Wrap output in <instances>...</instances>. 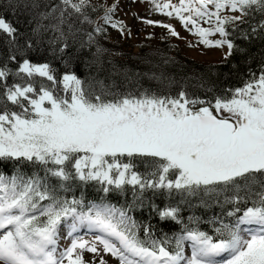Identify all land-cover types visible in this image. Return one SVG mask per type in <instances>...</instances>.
Returning a JSON list of instances; mask_svg holds the SVG:
<instances>
[{
	"label": "snow or ice",
	"instance_id": "6c2138e0",
	"mask_svg": "<svg viewBox=\"0 0 264 264\" xmlns=\"http://www.w3.org/2000/svg\"><path fill=\"white\" fill-rule=\"evenodd\" d=\"M150 2L155 10L169 17L175 15L189 31L194 29L203 44L226 45L228 55L236 46L228 39L226 25L243 22L249 11L264 14V0ZM88 3L61 0L60 5L41 15L47 19L59 11V22L52 27L63 37L61 25L66 23L67 9L82 14ZM115 8V4L106 8L102 19L123 32V22L113 21ZM170 8L173 11H168ZM224 9L241 15L222 16ZM213 19L214 28L200 26L199 21ZM84 20L94 23L87 16ZM144 23L159 25L170 35L179 36L171 24L151 19ZM39 27L43 25L37 30ZM258 27L264 29V21ZM0 31L14 38L16 29L0 18ZM105 31L102 25L95 27L96 33ZM215 33L222 39H208ZM21 73L57 83L47 63L34 64L25 59L17 75ZM9 75L6 68H0V78ZM253 76L244 87L233 90L231 98L218 97L214 104L189 99L183 91L177 98L103 90L97 95L86 92L74 74L62 77L67 96L54 95L52 88L43 85L37 90L33 82L3 84L5 92L0 99L20 110L12 111L6 103L0 109V161L37 164L44 176L0 174V264H87L83 253L98 255V244L119 264H264V70ZM205 103L209 106L196 107ZM134 156L152 158L155 171L149 176L155 179L142 177L132 170L131 162L121 160ZM170 172L175 179H168ZM50 178H57L59 184L52 185ZM74 179L107 185L105 192L110 186L121 189L124 185L140 190L175 189L189 195L231 190L233 196L228 202L237 206L228 215L242 214L234 224L221 223L215 238L201 231H186L176 239L172 252L156 239H141L136 222L125 211L105 204H92L85 210L83 200L59 195L58 189L66 191V182ZM249 202L251 206L243 210L238 206ZM160 215L175 219L177 209L167 208ZM62 224L69 229L68 236L84 227L98 234L92 241L73 238L70 246L58 253ZM185 241L191 242L190 256L185 255ZM99 264L107 262L101 258Z\"/></svg>",
	"mask_w": 264,
	"mask_h": 264
},
{
	"label": "trees",
	"instance_id": "16d2710c",
	"mask_svg": "<svg viewBox=\"0 0 264 264\" xmlns=\"http://www.w3.org/2000/svg\"><path fill=\"white\" fill-rule=\"evenodd\" d=\"M55 2L0 0V18L16 29L14 38L0 31V68H6L10 73L8 77L0 78V98L5 92L3 84L12 86L27 82H33L37 90L43 85L52 88L54 95L67 96L68 93L63 90L62 77L74 74L82 81L86 92L97 95L103 90L105 93H132L139 96L147 92L150 95L177 98L183 91L190 99L199 98L214 104L218 97L231 98L233 90L244 87L253 80V74L258 77L264 70V29L258 27L264 21V14L258 11H249L245 23L227 28L228 38L236 47L231 50L227 60L220 64L201 65L172 58L161 60L158 57L127 63L94 53L91 46L84 43V33L80 32L79 27L72 25L69 29L63 25V37L55 33L51 18L45 19L41 15L50 12L51 3ZM90 13L95 15V12ZM40 25L43 27L37 30ZM12 56L16 59L12 60ZM25 59L34 64H49L57 83L53 85L45 77L29 78L22 73L17 75ZM106 98L111 99L112 96L106 95ZM4 103L12 111L20 110L3 99H0V109ZM46 106H49L48 103ZM122 162H131L134 166L132 170L144 178H156L149 176L150 172L155 171L152 158L123 157ZM69 170L74 171L71 165ZM17 173L25 176L39 173L44 176V171L37 164L23 160L0 161V174L9 177ZM170 174L168 179H174ZM49 183L58 185L59 180L50 178ZM106 186L96 181L81 182L74 179L66 182V191L58 189V192L69 200H83L85 210L97 203L125 211L136 222L141 239H156L174 251L176 239L186 231L214 235L221 223L228 224L227 215L237 206L228 202V198L233 196L231 190L189 195L167 188L140 190L138 186L132 185H124L121 189L110 186V190L105 192L103 188ZM238 206L243 210L251 206V202ZM167 208L177 209L175 219L161 217L160 213Z\"/></svg>",
	"mask_w": 264,
	"mask_h": 264
},
{
	"label": "rangeland",
	"instance_id": "374dc122",
	"mask_svg": "<svg viewBox=\"0 0 264 264\" xmlns=\"http://www.w3.org/2000/svg\"><path fill=\"white\" fill-rule=\"evenodd\" d=\"M55 1V3H51L50 11L53 7L60 5L61 3V0ZM132 1V3H129L128 0H89V3L84 8L82 14L76 13L71 8L67 9V12L65 13L66 23L63 25L68 26L71 24L75 27H79L80 32L84 33V43L87 44V46H91L94 53L104 57L107 56L108 59L111 58L113 61L137 63L138 61L142 62L144 59L158 57L161 60L172 58L175 60L191 61L201 65H213L220 64L226 60L227 57H221L220 55L222 53L220 50L223 47L207 46L203 44L201 42V37L194 34V29L193 31H189L188 28L183 26L184 31L182 32L188 33L192 36V38L194 37L192 43L190 44L183 43L179 36L170 35L168 29L156 24L150 25L152 26V30H148L149 24L144 23V21L148 19L159 21L163 24H171L172 26L173 23L182 22L175 15L169 17L162 12L155 10L152 4H150L148 9H142V11L136 10L135 12L134 9L136 8V0ZM158 2L164 3L166 1L158 0ZM179 2L180 0H171L172 4H179ZM113 4L116 5L115 11L112 13L113 21L123 22L125 27L123 32H121L119 28H113L110 24H105L102 19L106 8L111 7ZM169 10L171 9H168V11ZM90 12H95V15H91ZM68 13H71V16H69ZM183 14L185 16L189 15L187 12H184ZM221 15L240 16L241 12H233L231 9H224L221 11ZM84 16H87L89 20L93 21L94 23L85 21ZM50 18L53 21L51 23L52 25L57 24L59 22V11L53 13ZM193 18H196L194 14ZM246 19L247 15L243 16V22L236 21L233 24L226 25V28L229 26L237 27L245 23ZM199 23L200 26L204 28L215 27L214 19L211 22H208L207 20H201ZM97 24L102 25L106 31L103 33H96L95 27ZM63 25H61V29L64 32L65 29H63ZM192 27L193 26L189 24V28ZM54 32H57V34L61 36L59 31ZM89 34L92 35L91 40H89ZM208 39L216 40L222 39V37L219 33H215L214 35H210ZM98 49H100V51H98ZM214 49L219 54L218 57L217 55H213V57L208 58L205 57V55L210 54V51ZM191 50H195L200 53V56H203L199 57L198 55H194ZM46 103L47 102H45V106ZM88 241H90V239H88ZM97 247L99 249L98 255L88 251L83 253L84 260L87 262V264H99L101 258H103L107 264H119L117 261H115V258L110 253L103 251L102 246L98 244ZM184 248L185 252L191 250L190 247L186 246V241ZM190 255L191 252L187 256ZM65 264H67V262H65Z\"/></svg>",
	"mask_w": 264,
	"mask_h": 264
},
{
	"label": "bare ground",
	"instance_id": "6f19581e",
	"mask_svg": "<svg viewBox=\"0 0 264 264\" xmlns=\"http://www.w3.org/2000/svg\"><path fill=\"white\" fill-rule=\"evenodd\" d=\"M113 1H117V0H113ZM128 1H129V3H132L133 2L132 0H128ZM164 1H166V0H164ZM135 4H136V8L134 9V11L136 12V10H141L142 11V9H148L149 6H150V4H151V2L150 1H147V0H136V3ZM171 10H169V11H171ZM173 27L179 33V38L181 39V41L183 43H186V44L192 43V40H193L194 37L192 38V36L189 35L188 33L182 32V31H184V28H183L182 23H177V22L176 23H173ZM148 30H152V26L149 25ZM191 51H192V53L194 55H198L199 57H202L203 56V55L200 56V53L197 52V51H195V50H191ZM220 52H222L220 54L221 57H227L228 56V53H229V49L225 45L220 50ZM213 55H217V57L219 55L215 49L214 50H211L210 51V54L205 55V57H207V58L208 57H213ZM246 227H248V226H242V228H246ZM68 231H69V229L67 228L66 225H63L60 228V239L58 241V247H57L58 253L61 252V251H63L66 247L70 246L73 238L79 237V238H82V239L83 238L84 239H87V238H89L91 236H95L96 234H98L94 230H89L86 227L78 229L77 232H75L73 234V236H68ZM83 233H86V234H83ZM186 246L191 248V242L190 241H186ZM187 255H188V253H186V256Z\"/></svg>",
	"mask_w": 264,
	"mask_h": 264
}]
</instances>
